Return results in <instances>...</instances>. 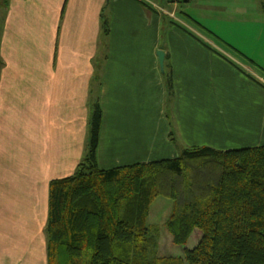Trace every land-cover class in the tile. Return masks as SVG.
<instances>
[{"label": "crops", "instance_id": "crops-1", "mask_svg": "<svg viewBox=\"0 0 264 264\" xmlns=\"http://www.w3.org/2000/svg\"><path fill=\"white\" fill-rule=\"evenodd\" d=\"M168 2L0 0V264H48L50 184L77 172L96 102L104 170L264 145V67L196 18L255 5Z\"/></svg>", "mask_w": 264, "mask_h": 264}, {"label": "trees", "instance_id": "trees-1", "mask_svg": "<svg viewBox=\"0 0 264 264\" xmlns=\"http://www.w3.org/2000/svg\"><path fill=\"white\" fill-rule=\"evenodd\" d=\"M93 108L77 172L50 184L48 264H264V145L191 147L176 159L104 170L102 110ZM158 198L173 201L166 227L175 246L200 238L180 260L157 256L148 219Z\"/></svg>", "mask_w": 264, "mask_h": 264}, {"label": "rangeland", "instance_id": "rangeland-1", "mask_svg": "<svg viewBox=\"0 0 264 264\" xmlns=\"http://www.w3.org/2000/svg\"><path fill=\"white\" fill-rule=\"evenodd\" d=\"M154 1V0H152ZM264 0L249 1V5H255L248 8L249 11H257L262 9ZM232 0H228L231 3ZM161 3V1L159 2ZM168 7L171 3L165 0ZM216 12L210 14H196V18L209 30H213L217 36L223 37L230 43H240L243 51L248 54L250 52L257 55V61L264 67V12L259 15L254 12ZM249 43V44H248ZM258 44V48L255 45ZM246 44V45H245ZM173 210V201L167 198H158L152 204L149 215V226L157 230L158 249L157 256L164 258L182 259L184 257L185 248L193 249L200 238H192L186 246H175L172 243V236L168 232L166 223L168 222Z\"/></svg>", "mask_w": 264, "mask_h": 264}, {"label": "water", "instance_id": "water-1", "mask_svg": "<svg viewBox=\"0 0 264 264\" xmlns=\"http://www.w3.org/2000/svg\"><path fill=\"white\" fill-rule=\"evenodd\" d=\"M159 60H160V65H161V70L164 72V62H165V54L164 52H158Z\"/></svg>", "mask_w": 264, "mask_h": 264}]
</instances>
